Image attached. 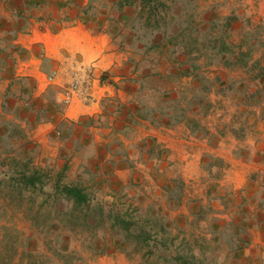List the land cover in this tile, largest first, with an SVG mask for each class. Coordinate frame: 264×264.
Here are the masks:
<instances>
[{"label":"rangeland","instance_id":"1","mask_svg":"<svg viewBox=\"0 0 264 264\" xmlns=\"http://www.w3.org/2000/svg\"><path fill=\"white\" fill-rule=\"evenodd\" d=\"M165 2L169 8L158 29V17L147 24L139 7H130L132 16L148 27L143 31L146 40H163L164 55L182 52L181 46L192 50L183 60L200 67L197 72L207 85L192 76L174 79L173 92L159 99L163 103L152 114L154 127L139 136L138 166L120 173L116 167L91 164L61 167L47 158L58 144L66 148L62 136L52 133L50 148L32 144L26 137L35 126L22 131L18 118L2 109L0 264H167L163 256L174 257L191 246L201 264H264V79L257 76V63L264 65V0ZM172 33L180 37H163ZM212 40L233 47L228 60L235 58L234 66L224 63V55L210 66L208 57L197 58L198 52H216L210 48ZM215 46L220 49L221 43ZM249 51V64L243 67L238 52ZM153 100L156 104L157 98ZM71 126L65 122L62 128ZM82 143L73 144L74 154L82 152L87 144ZM149 149L154 156L149 157ZM34 174L42 178L36 187L23 182V176ZM56 182L79 183L95 197L94 204L113 203L114 210L133 204L139 210L135 220L145 228L149 223L144 212L152 207L169 228V235L159 232L158 238L174 237L179 250L160 251L153 245L154 254L148 255L147 248L134 251L113 233L94 235L89 224L69 221L64 213L70 204L62 196L47 198L55 195Z\"/></svg>","mask_w":264,"mask_h":264},{"label":"crops","instance_id":"2","mask_svg":"<svg viewBox=\"0 0 264 264\" xmlns=\"http://www.w3.org/2000/svg\"><path fill=\"white\" fill-rule=\"evenodd\" d=\"M116 1L0 0V115L12 112L22 131L35 126L26 137L32 144L50 148V135L62 136L66 148L58 144L47 158L61 167L120 173L138 166L139 136L154 127L152 114L173 92L175 74L188 68L181 52L166 56L159 40L139 39L133 9L117 11ZM73 82L78 91L63 106ZM65 122L72 126L62 128ZM79 142L87 144L74 154Z\"/></svg>","mask_w":264,"mask_h":264},{"label":"trees","instance_id":"3","mask_svg":"<svg viewBox=\"0 0 264 264\" xmlns=\"http://www.w3.org/2000/svg\"><path fill=\"white\" fill-rule=\"evenodd\" d=\"M130 7H139V12L142 13V16L146 19L147 24H149L152 17H158L155 23V28L158 29L160 27H158V23L160 22L159 20L163 19L162 15L166 10H168L169 5L165 2V0H117L115 3V8L117 11H121L125 8ZM138 18L136 16L133 17L132 29L136 32L135 34H138L139 39L142 38L146 41V37L143 31H148V27H143V23L141 21L139 23L142 27L137 24L136 21L138 20ZM155 28L152 26L153 30H151V33L155 34ZM163 37H166L167 41H171L173 39L179 38L180 35L178 33H172L169 36L164 35ZM162 41L163 40L159 41L157 47L159 46V48H161L160 46ZM212 41L215 42V45L216 43L220 42L221 48L217 49L216 46L212 43L213 46L210 48L212 49V51L216 52L204 55L198 52L197 58L199 59L203 56L208 57V59H206L210 62L207 66H210L213 64V60L215 58L224 55V63H226L228 66H234L236 63L235 58H232V61L230 62L228 60L229 56L234 55L232 50L233 47L230 48V46L224 40ZM184 47L185 46H181V49H184V52H181L183 55L185 52V55L192 52V50H186V48ZM238 54L243 57V60L240 61L243 63L242 66L247 67L249 64L251 52H238ZM181 63L184 64L186 62L182 61ZM257 65L259 66L260 71L257 76L261 79H264V65L259 62L257 63ZM199 68V66L189 64L187 69H185L184 71H180L175 75L176 77L192 76L195 79L198 78L199 80H201V82H204V85L203 83H201V85L205 86L207 85V80L198 74L197 71H199ZM208 89V86L207 88L203 87V90L205 92H207ZM198 103H200V100L198 101ZM22 179L25 184L32 187H36L38 182L42 181V178H40L39 174H34L30 177L23 176ZM54 186L56 189L55 195L47 194V198L56 199V194L58 196H62V198L70 204L69 211L64 213L69 218V221H81L87 225L89 224L90 226L88 225V227L89 229H91V232L94 233V235H96L98 231L113 233V235L115 236L122 237L123 244L126 246H132L134 251L138 250V248L140 247L147 248L145 253H147L148 255L154 254L151 249L153 245L155 249H159L160 251L179 250L178 247L174 245V237L171 239L167 237L164 238L165 236L162 238H158L159 232H162V235H169V228L168 226H164L162 225V223H160L161 219L159 220L156 218L158 214L152 207L144 212L145 215L148 216L149 223V228H145L141 224H139V220H135L136 217L139 218V210L133 204H129L126 208L119 204L122 207L117 206L116 210H114L113 208L115 207V205L113 203L94 204L95 197L92 196L91 192H88L87 189L79 183L60 186L59 182H56ZM133 228H135L136 230H133ZM162 260L167 264H201L198 257L193 252V246L189 247L186 252H176V256L174 257L170 255L169 257L163 256Z\"/></svg>","mask_w":264,"mask_h":264},{"label":"built area","instance_id":"4","mask_svg":"<svg viewBox=\"0 0 264 264\" xmlns=\"http://www.w3.org/2000/svg\"><path fill=\"white\" fill-rule=\"evenodd\" d=\"M77 91H78V85L76 82H73L63 91L62 94L63 102L69 104L72 98L74 97V95L77 93Z\"/></svg>","mask_w":264,"mask_h":264}]
</instances>
